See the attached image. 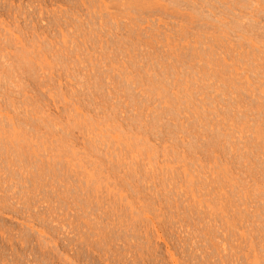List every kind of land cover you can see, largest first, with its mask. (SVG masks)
Returning <instances> with one entry per match:
<instances>
[{
  "label": "rangeland",
  "instance_id": "1",
  "mask_svg": "<svg viewBox=\"0 0 264 264\" xmlns=\"http://www.w3.org/2000/svg\"><path fill=\"white\" fill-rule=\"evenodd\" d=\"M204 1L0 0V264H264V99Z\"/></svg>",
  "mask_w": 264,
  "mask_h": 264
},
{
  "label": "bare ground",
  "instance_id": "2",
  "mask_svg": "<svg viewBox=\"0 0 264 264\" xmlns=\"http://www.w3.org/2000/svg\"><path fill=\"white\" fill-rule=\"evenodd\" d=\"M214 1L213 2L215 3V6H212V7L216 11H217V9L219 10V8H218L219 6H216V4L217 5H221L222 7L227 6L226 9L224 10V11H226L225 13H218L219 11L218 12L213 11V13L214 12L216 13V14L214 13L216 15L217 19H218V20H216V22L219 23L217 25H220V27H218L216 25V22L214 20L215 26H217V28H221L220 29L221 32H222L223 28L225 29V31L223 30L222 33L219 32L220 31L219 30L218 33L222 34L220 36H223V34H224V37H226V40H224V38L220 37V36H217V40L216 39L215 40H216V42H218V44L220 43V41H218L220 38H223V43H224V41H226L225 42V44H226L225 47H224L225 44L224 45L222 44L224 49H225V51H223L224 54H222V55H224L226 58L224 56H222V55H221V57H222V59H227L228 63H230L229 68L227 70H229L228 72L231 75L229 78L232 77L231 80L229 79L230 80V82L228 83L229 87L225 86V87L228 88V90L230 88L229 93L225 94L224 92L227 89L225 90L224 89L225 87H223V89L225 90V91H223V93L225 95H222V96H224V97L229 96L230 97L229 98V102H230V104L233 107H235L240 102V100H242L241 96H244V94H246V97H247V94H249L248 98H249L250 95H253L252 97H255V96L258 95V97H262L264 99V0L263 1L262 0H247V1L242 0V3L245 2V4H242V5L240 4L241 0L240 1L239 0H214ZM204 2H205V4H207V6H209V4H211V3H209L210 1H207V0L204 1ZM214 3H213V5H214ZM220 9H221V7H220ZM206 16H207V14H206ZM209 19L210 18L208 16V21H209ZM207 30H208V28H207ZM216 33L217 32L214 33V37L216 35H219V34H216ZM207 34H208V32H207ZM207 34H205V35H207ZM210 37L212 38L213 35L210 36ZM220 40H222V39H220ZM209 41H210V39H209ZM213 41H214V38H213ZM214 42H209V43H214ZM245 45H247L246 48L247 47L249 48V50H248L249 52L248 51L246 52V50L244 49ZM204 46L206 48L207 45H204ZM213 46H216V44L212 45V47ZM208 47L210 48V46H208ZM215 48L216 47L212 48V50L215 49ZM219 48L221 49L220 46H219ZM219 48H217L219 52L216 51L217 49L215 51L213 50L214 52H216L215 56H217L218 53H220V54L222 53L219 50ZM243 49L245 50V52L242 51ZM207 54L209 55V53H207ZM215 62H217V61H215ZM223 64H222V66H223ZM215 65H216V63H215ZM227 65L228 64L225 63V66H227ZM217 66H219L218 63H217ZM219 67H221V66H219ZM225 70L226 69L224 67V71ZM217 71H220V72H216L219 75V73H221L222 70H218L217 69ZM222 73H223V71H222ZM226 75H224V76H226ZM205 78H206V76H205ZM220 80H221V78H220ZM222 80H223V78H222ZM206 81H208V80H206ZM223 82L225 83V81H223ZM214 84H216V83H214ZM258 97H257V99H258ZM262 98H260V100ZM222 99L226 100L223 97H222ZM227 99H228V97H227ZM254 99L255 98H253V100ZM257 99H255V100H257ZM243 101H244V99H243ZM258 101H259V99H258ZM262 102L264 103V101L261 100V102H260L261 104L260 103L259 104L262 105ZM222 103H223V101H222ZM239 104H242V103L240 102ZM226 105H228V104H225V106ZM228 106H226V109H227ZM242 106H241V108H242ZM224 107H222V108H224ZM233 107H232V110H233ZM261 107H263V105ZM261 107L258 106V110L257 111H259V109L261 110V109L264 108V107L263 108H261ZM241 108L236 107V108H234V110L237 113H241L242 112V113H244L246 115V111L248 109L246 111L244 109V111H243V110H241ZM214 109H216V108H214ZM224 111H223V113H224ZM219 112L222 113L221 109H220ZM250 112L253 115V112L252 111H250ZM250 112L248 111L247 113H250ZM223 113H222V115H226V113H224V114ZM228 114L229 115H234V114H232V111H230V113H227V115ZM238 115H240V114H238Z\"/></svg>",
  "mask_w": 264,
  "mask_h": 264
}]
</instances>
